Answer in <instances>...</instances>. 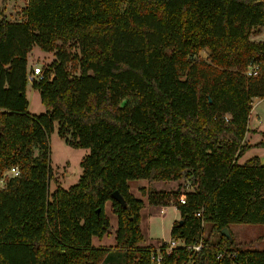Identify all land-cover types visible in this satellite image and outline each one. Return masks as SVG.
<instances>
[{
    "label": "trees",
    "instance_id": "16d2710c",
    "mask_svg": "<svg viewBox=\"0 0 264 264\" xmlns=\"http://www.w3.org/2000/svg\"><path fill=\"white\" fill-rule=\"evenodd\" d=\"M21 13L10 20L0 6V264H100L109 249L92 237L110 231L107 201L124 264H151L156 247L140 245L145 204L128 181L181 177L192 189L147 196L180 212L170 235L185 246L163 264H264V248H235L222 233L264 223V163L238 161L253 98L264 97V40L251 39L264 0H28ZM34 46L54 53L40 78L30 74ZM251 62L254 77L244 72ZM29 78L43 113L28 111ZM55 121L89 152L77 182L50 192ZM12 166L19 173L6 175ZM200 239V250L187 248ZM220 248L237 257L217 258Z\"/></svg>",
    "mask_w": 264,
    "mask_h": 264
},
{
    "label": "rangeland",
    "instance_id": "374dc122",
    "mask_svg": "<svg viewBox=\"0 0 264 264\" xmlns=\"http://www.w3.org/2000/svg\"><path fill=\"white\" fill-rule=\"evenodd\" d=\"M28 0H0V6L3 8L7 19L19 20L22 18V9L26 6ZM253 40L264 38V29L260 34L251 35ZM200 56L206 58L208 50L203 49L199 52ZM54 58L53 52H46L35 46L29 55V64L31 67L36 65L43 69ZM71 64V63H69ZM73 73L74 65H69ZM27 99L29 101L28 111L33 114L45 112V105L42 103L39 91L32 87V81L28 80ZM249 118V129L245 135V142L250 147L239 158V163L258 157L264 161V97L253 98L252 110ZM59 124L54 122L53 131L50 134V164L52 168V177L49 181V191L52 192L57 185L65 188L77 182L82 167L80 161L82 157L89 152V148H78L68 144L65 139L58 134ZM258 142L261 146H255ZM6 177L0 180V186L6 183ZM130 190L137 197L143 199L145 206L140 210V227L144 235L140 242L141 246H158L163 240L171 238L170 228L174 219H178L176 207L174 205L165 207L160 211L162 205H152L148 203V193L152 190L173 191L178 187L181 190L192 189L193 185L185 178L170 180H149L146 178L132 179L129 181ZM105 212L110 219V231L102 237L93 236L92 244L96 247H106L109 249L107 258L100 264H124L123 249L116 246L115 231L117 229V215L112 211V207L105 205ZM204 235L208 234L209 226L205 225ZM230 230L233 235V247H257L264 248V223H231Z\"/></svg>",
    "mask_w": 264,
    "mask_h": 264
},
{
    "label": "built area",
    "instance_id": "2783aa9c",
    "mask_svg": "<svg viewBox=\"0 0 264 264\" xmlns=\"http://www.w3.org/2000/svg\"><path fill=\"white\" fill-rule=\"evenodd\" d=\"M259 69H260L259 62H251L245 68L244 72L247 76L254 77V76H257L259 74ZM30 74H31V76H34L36 78H40V77H42L43 69L41 66L36 65V66L32 67ZM18 173H19L18 167L12 166L5 174L10 176V175H17ZM1 180H3V179H1ZM179 200H180V202L184 203L185 202L184 196H180ZM164 210H165V208L162 206L160 211L163 212ZM197 215H200V212H197ZM164 243H165V245H163ZM179 246H185V242L182 238H170L169 240H163L162 242H160V244L158 246H156V250L154 252H152L151 264H163L164 254H170V252L173 248L179 247ZM202 246H203V241H202V239H200V241L198 243H196L194 245H188L187 248L191 249L193 251H198L202 248ZM161 247H163V248H161ZM224 253L228 254L232 258L237 257V251L236 250L229 251L226 248H220V250L217 254V258H221ZM183 264H191V262L185 261Z\"/></svg>",
    "mask_w": 264,
    "mask_h": 264
},
{
    "label": "water",
    "instance_id": "95a60500",
    "mask_svg": "<svg viewBox=\"0 0 264 264\" xmlns=\"http://www.w3.org/2000/svg\"><path fill=\"white\" fill-rule=\"evenodd\" d=\"M112 197L117 200L120 204H122L124 207H126L127 203L125 201V198L123 197V195L119 192V190H115L113 191L112 193ZM222 233L229 237L230 239H232V235H231V232L229 230V228L227 227H224L222 228Z\"/></svg>",
    "mask_w": 264,
    "mask_h": 264
},
{
    "label": "crops",
    "instance_id": "0c3cea01",
    "mask_svg": "<svg viewBox=\"0 0 264 264\" xmlns=\"http://www.w3.org/2000/svg\"><path fill=\"white\" fill-rule=\"evenodd\" d=\"M5 13V12H4ZM22 14V13H21ZM261 29H264V26L263 27H261ZM261 31V30H260ZM258 34V33H257ZM259 34H260V32H259ZM252 39V38H251ZM257 40H264V38H257ZM35 47V46H34ZM34 47L32 48V50L34 49ZM31 50V51H32ZM31 51L29 52V54H28V62H29V55H30V53H31ZM31 67V65L29 64V68ZM31 69H32V67H31ZM254 98H257V97H254ZM251 116V115H250ZM263 163H264V161H263ZM130 181V180H129ZM128 181V184L130 183ZM129 190H130V186H129ZM131 191V190H130ZM132 192V191H131ZM133 193V192H132ZM135 194V193H134ZM109 203V205L111 206V201H107L106 202V204H108ZM164 208L165 207H167V206H171V205H167V206H165V205H162ZM176 210H177V214H178V217L177 218H179L180 217V212H179V210L176 208ZM175 220V219H174Z\"/></svg>",
    "mask_w": 264,
    "mask_h": 264
}]
</instances>
